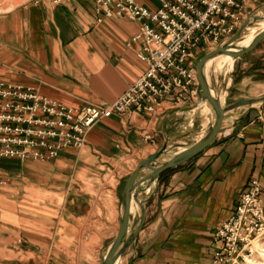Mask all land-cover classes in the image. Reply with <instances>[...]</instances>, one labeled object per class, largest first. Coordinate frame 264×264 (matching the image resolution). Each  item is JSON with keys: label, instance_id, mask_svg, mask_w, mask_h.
Masks as SVG:
<instances>
[{"label": "crops", "instance_id": "1", "mask_svg": "<svg viewBox=\"0 0 264 264\" xmlns=\"http://www.w3.org/2000/svg\"><path fill=\"white\" fill-rule=\"evenodd\" d=\"M242 5L235 28L264 0ZM137 29V21L98 11L94 0H30L0 14V79L66 104L110 102L146 67L131 40ZM192 86V96L162 100L153 113L99 119L81 145L55 156H1L0 264H98L117 233L123 183L137 160L194 130L202 111L192 108L200 98ZM263 126L264 100L225 110L201 151L161 171L153 190L139 191L144 223L114 264H209L212 234L249 176L264 187ZM134 208L138 219L131 200L129 221Z\"/></svg>", "mask_w": 264, "mask_h": 264}, {"label": "built area", "instance_id": "2", "mask_svg": "<svg viewBox=\"0 0 264 264\" xmlns=\"http://www.w3.org/2000/svg\"><path fill=\"white\" fill-rule=\"evenodd\" d=\"M94 2L104 15L138 22L131 40L140 45L137 55L146 62L145 69L112 101L83 105L0 81V155L55 156L68 145H81L103 117L130 110L151 113L162 100H186L195 91L190 63L197 50L230 34L244 14L243 0H159L154 9L136 0ZM262 238L264 187L252 174L212 234L209 264H244L253 256L252 241Z\"/></svg>", "mask_w": 264, "mask_h": 264}, {"label": "water", "instance_id": "3", "mask_svg": "<svg viewBox=\"0 0 264 264\" xmlns=\"http://www.w3.org/2000/svg\"><path fill=\"white\" fill-rule=\"evenodd\" d=\"M264 21V15L248 13L246 19L229 36L221 39L213 48L204 52L196 62L195 72L200 87L198 103L206 102L212 110L211 119L198 136L191 142L180 143L179 148L168 151V144L164 141L149 155L137 160L134 169L127 175L122 188L118 230L116 235L102 249L98 264H114L121 252L132 242L141 229L144 218V203L146 197L139 198L138 193L144 188L153 190L157 177L164 169L183 162L201 151L217 133L225 110L256 101L264 100V93L256 96L238 98L228 103H221L218 96L211 92L205 75V66L208 59L218 54H227L235 57L252 49L264 37V26L249 34L245 41L237 40L243 28L253 21ZM140 184V185H139ZM139 185L138 187H136ZM134 200L138 206V219L132 228H129L130 203Z\"/></svg>", "mask_w": 264, "mask_h": 264}, {"label": "rangeland", "instance_id": "4", "mask_svg": "<svg viewBox=\"0 0 264 264\" xmlns=\"http://www.w3.org/2000/svg\"><path fill=\"white\" fill-rule=\"evenodd\" d=\"M28 1L30 0H0V14L8 11L12 7L26 3ZM252 13L257 14V15H264V6L261 8L259 7L255 12H252ZM263 24L264 23H262V21L255 20L251 22L249 25L243 28V31L237 37V40H245L246 37L253 32V30L254 31L257 30ZM235 30L236 28L234 29V31ZM234 31H232L227 36L231 35ZM223 38L224 37H221L213 45H210V46L205 45L203 48H200V50L199 49L197 50L195 56L191 60L192 62L191 66L194 67V70H195L196 62L199 59V57L207 50L213 48ZM225 56L226 55L218 54L214 56L211 62L207 63L205 66V75H206L208 84L211 87L212 91L215 94H217V96L222 98L223 103L231 102L235 96L237 99L239 97L240 98L246 97L248 96L247 94L252 93V92H257L260 90V88H263L264 90V37L260 40V42L258 43V46H256L255 48H252L249 51H246L235 57L228 55L229 57L226 56L227 57L226 58ZM233 60L234 62H232ZM229 64L231 66H229ZM195 75H196V72H195ZM195 78L198 84V89H199V94H200L199 83L197 81L196 76ZM0 81L21 84L23 86H29L32 89H34V87L30 85H25V84L14 82V81L7 80V79H0ZM198 100L196 103L192 105V108L196 111H200V112L202 111V113H199L198 118L195 121L194 130L190 134L185 135L184 137H181L180 139H178L176 143H171L168 147L169 152H172L175 149H178L180 143H187V142L193 141L198 136L199 132L202 129L200 126L205 122H207L206 123L207 125L208 122L210 121L211 115H212L211 108L209 107L207 103L205 104H203V102L198 103ZM69 105H72V104H69ZM130 111H134V110H130ZM137 112H141V111H137ZM206 112L208 115V121H206ZM1 156H9V155H0V157ZM2 179L3 177H1V174H0V181H2ZM136 219H137V210L134 208L132 210V215L130 217L129 228L134 225V222L136 221ZM252 244H253L252 248L254 249L253 256L244 264H264V238L258 241L254 240Z\"/></svg>", "mask_w": 264, "mask_h": 264}, {"label": "bare ground", "instance_id": "5", "mask_svg": "<svg viewBox=\"0 0 264 264\" xmlns=\"http://www.w3.org/2000/svg\"><path fill=\"white\" fill-rule=\"evenodd\" d=\"M262 23H264L263 20H262ZM262 26H264V24H263ZM262 26H261V27H262ZM254 29H255V28H254ZM253 31H254V30H253ZM244 41H245V40H244ZM223 55L228 56L227 54H223ZM226 56H225V57H226ZM228 57H229V56H228ZM226 58H227V57H226ZM211 60H212V58L208 59L207 62H206V64L209 63V62H211ZM230 62H231V61H230ZM211 92L213 93L212 89H211ZM205 103H206V102L204 101L203 104H205ZM131 208H132V207H131ZM253 242H254V241H252V243H253ZM252 243H251V244H252ZM252 246H253V244H252Z\"/></svg>", "mask_w": 264, "mask_h": 264}]
</instances>
